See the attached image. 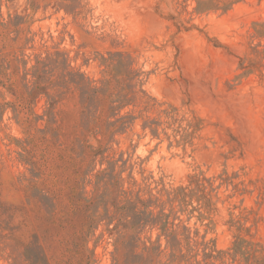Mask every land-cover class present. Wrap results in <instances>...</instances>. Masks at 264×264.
<instances>
[{"label":"rangeland","instance_id":"obj_1","mask_svg":"<svg viewBox=\"0 0 264 264\" xmlns=\"http://www.w3.org/2000/svg\"><path fill=\"white\" fill-rule=\"evenodd\" d=\"M117 52L139 75L138 119L106 133L71 82L100 87ZM171 106L189 133L204 120L187 143L142 129L167 128ZM107 183L179 218L200 264H246L231 256L238 237L264 249V0H0V264L169 263L112 230L124 197ZM181 186L196 211L172 204Z\"/></svg>","mask_w":264,"mask_h":264},{"label":"trees","instance_id":"obj_2","mask_svg":"<svg viewBox=\"0 0 264 264\" xmlns=\"http://www.w3.org/2000/svg\"><path fill=\"white\" fill-rule=\"evenodd\" d=\"M102 65L106 68V77L101 82L100 87L95 86L94 82L82 73H79L78 78L72 81L71 84L80 92L87 119L100 121L101 116L104 115L107 118L106 125L108 127L105 132L112 133L116 129H127L138 119L133 111H128L127 109L136 107V103L132 101V94H137L138 92L131 88V82L134 76L138 77L139 75H135L136 71L132 69V65L127 63V56L121 52L109 54V58H105ZM35 80L36 88L40 89L42 86L39 77H35ZM139 92H143V90ZM162 113L172 122L168 124L167 128H164L163 122L156 118H147L142 125V129L149 131L154 139H161V135L164 134L173 143L174 141L179 142L177 136L181 135V141L187 143V140L193 134L204 128V120L194 116L193 121L188 125V128L193 131L189 133L188 129L182 127L178 109L172 106ZM48 115H50L49 112ZM168 128H172L175 135L168 134L166 131ZM102 130L104 129H100V133ZM173 136L174 141L171 140ZM192 183L195 182L192 181ZM196 184L198 188H203L202 184L197 182ZM104 186L111 192V195H115L118 192L124 197V200L116 202V204L114 202L110 204L114 208V214L109 217L112 221H116V225L112 229L113 231L117 230L116 234H119L125 240L133 237L132 240L134 242L142 244L143 252L152 259V262L153 257L157 256V253L161 255L170 251L171 258L169 263L166 264H200L198 255H192L194 252L192 248L194 239L187 232V227H184L183 231L180 230L181 220L179 218L171 220L170 215L166 214L164 210L157 214L155 205H150L141 196H133L122 188L117 190L115 183H107ZM190 193L189 187L181 186L173 189L169 193V197H172L171 202L173 205L178 204L182 208L192 207V211H196L197 208L192 204L193 196ZM152 198L155 197L152 195ZM111 199L115 200V198ZM202 199L206 201L207 207L211 206V200L207 196H203ZM177 220L180 221V224H177ZM141 226L144 228L149 227L150 230H160L157 241H142L139 234ZM163 238L166 239L165 248L162 246ZM211 243L207 242L204 244L203 253L205 260H218L219 257L215 256L214 253L219 255L224 254V252L218 251L216 245L211 246ZM231 251H233L231 256L234 258L241 257L246 264H264V249L259 243L238 237Z\"/></svg>","mask_w":264,"mask_h":264}]
</instances>
